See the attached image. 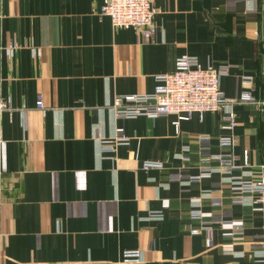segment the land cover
I'll list each match as a JSON object with an SVG mask.
<instances>
[{"label":"crops","instance_id":"0c3cea01","mask_svg":"<svg viewBox=\"0 0 264 264\" xmlns=\"http://www.w3.org/2000/svg\"><path fill=\"white\" fill-rule=\"evenodd\" d=\"M104 1L0 0V99L12 106L0 113V264H264V210L234 190L241 169L209 158L264 164L262 106L178 125L113 108L117 95L153 91L182 55L230 64V98L253 76L264 100V0H155L150 39L115 27Z\"/></svg>","mask_w":264,"mask_h":264},{"label":"built area","instance_id":"2783aa9c","mask_svg":"<svg viewBox=\"0 0 264 264\" xmlns=\"http://www.w3.org/2000/svg\"><path fill=\"white\" fill-rule=\"evenodd\" d=\"M100 12L109 16L115 27L134 28L140 31L145 39H150L156 32L154 20L158 8L155 0H105ZM230 67V64L205 67L197 56H179L173 71L156 76L153 91L117 95L114 98L113 108L117 116L123 119L140 115L154 118L175 114L177 116L175 124L178 125L180 120L188 119L195 113L203 116L205 112H220L236 102H258L260 106H263L264 100H258L255 95L253 76L243 77V84L249 88L239 97L225 96L220 85L221 78L229 72ZM38 105L43 107L41 98L38 100ZM5 110H12V106L6 100L0 99V113ZM222 120L225 128L233 129L237 125L236 115L232 110L223 114ZM116 139L118 141L127 139L122 126L117 128ZM232 142L231 136L220 138V144L223 146H230ZM209 158L219 160L229 172L241 169L240 174L231 177L234 190L239 193V196L251 197L249 204L254 209L264 210V164L254 169L248 163L247 154H245L244 165H236L233 152L212 153ZM159 165L151 161L144 163L145 167ZM199 177L196 176V178ZM194 214L199 218L202 213L196 210ZM210 227V225H205L207 229ZM235 228V234H240V225H235ZM192 231L198 232V228ZM124 258L129 261H139L141 252L126 250Z\"/></svg>","mask_w":264,"mask_h":264},{"label":"water","instance_id":"95a60500","mask_svg":"<svg viewBox=\"0 0 264 264\" xmlns=\"http://www.w3.org/2000/svg\"><path fill=\"white\" fill-rule=\"evenodd\" d=\"M262 110H263V114H264V104H263V106H262Z\"/></svg>","mask_w":264,"mask_h":264}]
</instances>
